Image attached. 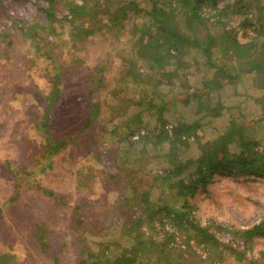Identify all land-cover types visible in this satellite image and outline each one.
Here are the masks:
<instances>
[{"label":"rangeland","instance_id":"obj_1","mask_svg":"<svg viewBox=\"0 0 264 264\" xmlns=\"http://www.w3.org/2000/svg\"><path fill=\"white\" fill-rule=\"evenodd\" d=\"M66 1H85L77 19L93 29L75 44L70 23L48 18L41 10L44 0H0V120L4 123L0 126L4 139L0 146V264H81L84 245L99 253L89 264H102V258L113 259L136 239L157 242L169 237L165 211L151 213L159 206L182 205L183 195L171 183L175 177L161 181L153 173L172 165L171 142L155 134L161 122L153 104L160 98H152L146 87L149 71L141 68L136 81L134 75L124 77L125 66L136 60L135 38L148 20L151 0H135L136 12L128 0H60L55 8L59 16L67 11ZM242 1H250V8L230 15L228 25L240 43L252 38L249 45L228 47V40L220 35L221 26L212 22L200 25L196 36L200 40L207 33L215 36L213 59L233 66L245 58L264 63V0ZM177 11L174 23L181 25ZM247 16L254 30L241 26ZM185 53L187 66L174 79L172 95L186 87L181 84L199 87L214 70L196 47ZM55 58L63 67L58 86L61 102L43 132L36 124L43 117L45 95L53 87ZM175 59H170L172 66ZM230 88L234 95L220 94L219 114L179 103L168 113L167 125L171 129L179 121L198 118L197 135L204 142L217 138L231 121L247 123L244 134L264 146V65L260 71L241 74ZM92 89L99 109L85 128L83 123L95 111L89 99ZM216 95L214 91L213 97L203 95L201 102L213 106ZM142 101L146 102L140 105ZM47 133L68 140L45 160ZM175 149L180 159L199 152L192 137L176 143ZM205 183L187 197L201 223L211 218L222 226L247 228L264 218V179L224 172ZM212 230L222 245L230 241L244 256L212 244L197 247L190 238L189 247L196 253L187 256L184 264H264L263 238L244 243L227 230ZM188 235L185 227L176 231L170 237V249H184ZM104 242L110 243L108 248Z\"/></svg>","mask_w":264,"mask_h":264},{"label":"trees","instance_id":"obj_2","mask_svg":"<svg viewBox=\"0 0 264 264\" xmlns=\"http://www.w3.org/2000/svg\"><path fill=\"white\" fill-rule=\"evenodd\" d=\"M44 1L46 4L44 7H41V10L48 18L56 17L59 21L65 20L70 23L74 44L83 41L81 40L83 35L88 36L92 33V28H86L77 19L78 12L84 9L85 1H66L68 5L67 11L60 16L55 9L57 2L60 0ZM224 1L221 4L220 0H151L150 6L146 9L148 20H145L146 24H143L141 34H139L140 36L138 35L135 38L137 46L136 60L129 62L125 66L124 77H127L126 74L129 76L134 75L136 77L132 78V80L136 81L139 79L138 75L140 73L142 74L141 68L149 71V75H147L149 83L146 87L150 90L152 98L153 96L160 98L159 103L153 104V107H156L158 120L161 122L159 127L155 128V134L159 140L164 139L171 142L172 165L171 167L155 170L153 173L161 181H167L166 178L168 177H175V181L171 183L176 185L179 193L183 195L182 205L178 208L174 205L173 207L167 205L159 206L151 213L152 216L155 211H165L164 217L170 221L168 223L171 229V235L169 237L157 242L150 238L136 239L131 247L123 248L121 253L113 259L102 258L100 261L102 264H184L187 256H191V253H196L194 247L193 249L189 247L190 238L194 239L197 247L200 245L205 247L208 244H212L214 247L226 248L228 251H237L239 255L244 256V251L241 249L236 250L230 241L224 242L222 245L216 237L215 231L212 230L214 228L217 230H227L231 233L232 237H238L237 235H239L245 240L243 241L244 243L250 242L253 237H261L264 239V218H261V220L256 221L247 228L222 226L211 218L201 223L192 213L193 205L187 200V197L192 195L198 184L205 185V181L214 174L225 172L235 177L252 175L253 177L264 179V146L260 145L259 140L247 138L244 134L243 128L247 123L231 121L229 127L217 138L204 142H201L199 135H197L196 129L200 126L198 118L193 119L191 122L179 121L170 130L167 128V122L171 118L168 113L175 111L177 106H180L179 103L183 106L187 105L186 107L193 104L197 111L207 110L209 114H219L220 103H222L220 101L222 99L220 94L225 96L234 95L230 85L237 83L241 74L250 73L255 69L260 71L264 65L262 60H254L251 58L241 60L237 66L230 65L219 59H213L212 46L215 36L207 33L204 40H200L196 36L195 32H197V28L200 25L212 22L210 25L221 26L222 33L220 35L222 38L226 37V40L229 42L228 47H244L251 43L252 38L248 42L240 43L237 38V33L228 25V21L232 18L230 15L240 10L249 9L251 2H244L242 0ZM128 3L130 9L136 12L138 3L135 0H128ZM176 9L178 10L177 12L181 13L179 14L181 16L179 22L181 25L174 23L173 12ZM251 24L248 16L244 17L241 22V26H243L245 31L246 29H253ZM148 28L150 31L147 30ZM134 33H136V29ZM187 47H196L201 51L207 58L206 62L214 70L209 78L201 80L199 87L181 84L186 87L172 95L171 89L175 85L174 79L184 74L182 69L187 66L186 63H183V56L186 55L185 50L188 49ZM171 57L176 58L174 66L170 62ZM139 61L141 62L138 63ZM143 63H145L146 67ZM167 65L171 67L168 68ZM62 68V64L55 58L53 60L55 75L51 78L53 87L45 95L46 101L45 109L42 113L43 117L41 118L42 122L39 121L36 124L44 128L43 132L47 130L46 126L51 122L52 112L61 102L62 93L58 86L62 81L59 79ZM89 82L90 79H87V84ZM93 91L94 89L90 92L89 99L95 111L94 115L87 118L83 123V127L85 128L89 125L93 117H96L98 114L99 98L97 93H93ZM213 91L217 94V103L215 105L209 106L210 104L208 102H201L203 95L207 98H210V96L213 97ZM146 101L140 102V105H143ZM261 118H264V113ZM190 137L198 144L199 152L195 156L191 155L185 157V159H180L178 153H176L175 144L185 143ZM45 138L47 139V151L43 156L45 160L47 158L49 159L51 154L61 150L68 140L63 137L54 138L51 133L45 134ZM234 144L236 147L231 149V145ZM45 190L53 194V191ZM162 224H165V221H162ZM183 227L189 231V235L184 240L186 246H183L184 249L179 246L178 252L173 251L169 247L170 237L174 236L176 231H181ZM109 244L105 243L104 247L108 248ZM84 247L85 256L80 263H94L93 260L98 259L99 253L93 251L88 245H84ZM105 248L103 250H106ZM153 250L154 252H158V254L153 256Z\"/></svg>","mask_w":264,"mask_h":264},{"label":"crops","instance_id":"obj_3","mask_svg":"<svg viewBox=\"0 0 264 264\" xmlns=\"http://www.w3.org/2000/svg\"><path fill=\"white\" fill-rule=\"evenodd\" d=\"M3 124H4V123L2 122V120H0V126L3 125ZM3 140H4L3 138H0V146H1L2 142H3ZM0 160H1V159H0Z\"/></svg>","mask_w":264,"mask_h":264},{"label":"built area","instance_id":"obj_4","mask_svg":"<svg viewBox=\"0 0 264 264\" xmlns=\"http://www.w3.org/2000/svg\"><path fill=\"white\" fill-rule=\"evenodd\" d=\"M169 126H170V125H168L167 128L170 130V127H169Z\"/></svg>","mask_w":264,"mask_h":264}]
</instances>
